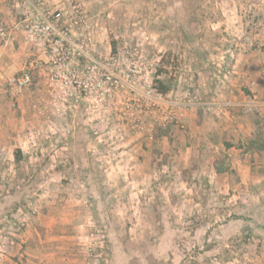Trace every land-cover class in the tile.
I'll list each match as a JSON object with an SVG mask.
<instances>
[{"label": "rangeland", "instance_id": "obj_1", "mask_svg": "<svg viewBox=\"0 0 264 264\" xmlns=\"http://www.w3.org/2000/svg\"><path fill=\"white\" fill-rule=\"evenodd\" d=\"M30 1L77 5L93 54L121 57L120 85L64 106L39 67L12 92L7 78L38 53L21 32L27 5L0 2V264L30 226L38 244L64 243L63 264H264V180L241 196L215 174L230 166L224 145L262 147L264 0Z\"/></svg>", "mask_w": 264, "mask_h": 264}, {"label": "built area", "instance_id": "obj_2", "mask_svg": "<svg viewBox=\"0 0 264 264\" xmlns=\"http://www.w3.org/2000/svg\"><path fill=\"white\" fill-rule=\"evenodd\" d=\"M22 2L27 5L21 20L22 36L38 54L33 53L18 72L7 78L12 92L18 94L29 87L32 72L44 65L50 85L58 88L56 96L64 106L71 101L98 102L118 96L114 90L120 85L121 57L102 58L93 54L89 26L77 5L45 10L30 0ZM126 75L128 77L130 73Z\"/></svg>", "mask_w": 264, "mask_h": 264}, {"label": "crops", "instance_id": "obj_3", "mask_svg": "<svg viewBox=\"0 0 264 264\" xmlns=\"http://www.w3.org/2000/svg\"><path fill=\"white\" fill-rule=\"evenodd\" d=\"M2 4H0L1 6ZM1 8V7H0ZM5 7H2V10H4ZM42 69H45V66ZM41 69V70H42ZM40 70V71H41ZM34 79V71L32 72V82ZM32 84V83H31ZM220 128V127H219ZM227 130V134L229 132H232L230 127H222L221 130ZM6 133V136H8V130L6 129L4 131ZM225 132V133H226ZM244 133L245 129L243 127L240 128V131ZM224 134V131H222ZM238 136V135H237ZM223 137V136H222ZM239 142V141H238ZM220 145H224L222 142H220ZM234 145V146H233ZM256 143L254 141L245 140L240 141L238 143V146L236 147L234 142L230 143V145H224L222 147V150H225L226 155V161L228 163L226 166L230 164L229 168L226 167H220L219 169H216L215 174L217 175L219 181L224 180L222 183L219 184L218 190L219 191H225L230 192L233 194L241 195L247 193L248 185L250 182H260L261 180H264V150L261 151V149H264V138L262 140V147H255ZM230 147V148H229ZM224 169V170H223ZM244 205L240 204L236 210L239 213H242L244 211L243 209ZM248 209H245V211ZM30 229L33 230V232H30V229L26 231L28 233V237H26V241L22 246H16L13 248H10L7 250V252L11 256H17L15 257V262L11 264H63L61 261H55V256L59 255L64 251L65 245L64 243L57 241L55 244L54 242L47 241L46 236H44V240L40 239V244L37 243L36 235L39 237V234L36 233L34 228ZM247 229V228H245ZM228 236L230 234L232 237H239L242 233V229H240L239 225L234 226L230 230H228ZM40 238V237H39ZM43 242V244H42ZM56 242V241H55ZM56 252L54 254L53 252ZM226 251V250H225ZM241 251H233L228 250L224 253V260L228 261L230 259L236 260V257L240 256ZM62 258V257H60ZM250 260L254 262L255 264H259V256L256 255L254 258L251 256Z\"/></svg>", "mask_w": 264, "mask_h": 264}, {"label": "trees", "instance_id": "obj_4", "mask_svg": "<svg viewBox=\"0 0 264 264\" xmlns=\"http://www.w3.org/2000/svg\"><path fill=\"white\" fill-rule=\"evenodd\" d=\"M163 69L160 67L156 75H154V82L157 85L156 92L159 94H166L169 91V79L167 81L161 79V74L163 73Z\"/></svg>", "mask_w": 264, "mask_h": 264}]
</instances>
